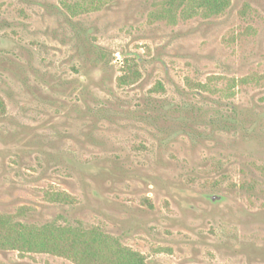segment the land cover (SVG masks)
Here are the masks:
<instances>
[{
	"label": "rangeland",
	"instance_id": "obj_1",
	"mask_svg": "<svg viewBox=\"0 0 264 264\" xmlns=\"http://www.w3.org/2000/svg\"><path fill=\"white\" fill-rule=\"evenodd\" d=\"M83 1L102 5L66 9ZM160 3L0 0V214L148 264H264V0L175 22ZM126 61L141 77L120 86Z\"/></svg>",
	"mask_w": 264,
	"mask_h": 264
},
{
	"label": "trees",
	"instance_id": "obj_2",
	"mask_svg": "<svg viewBox=\"0 0 264 264\" xmlns=\"http://www.w3.org/2000/svg\"><path fill=\"white\" fill-rule=\"evenodd\" d=\"M101 1L78 2L66 5L69 13L77 17L100 8ZM231 0H161L152 14L157 20L175 22L195 17L212 18L224 14ZM124 74L118 78L120 86L139 81L137 64L126 61ZM163 90L162 86H159ZM5 109L0 98V113ZM0 251L20 254H49L69 260L73 264H148L143 254L125 247L121 242L98 228L81 225L62 226L56 222L43 225L24 223L15 216L0 214Z\"/></svg>",
	"mask_w": 264,
	"mask_h": 264
}]
</instances>
